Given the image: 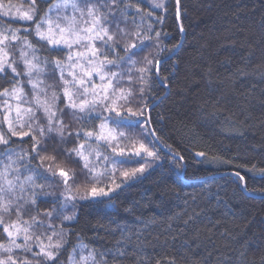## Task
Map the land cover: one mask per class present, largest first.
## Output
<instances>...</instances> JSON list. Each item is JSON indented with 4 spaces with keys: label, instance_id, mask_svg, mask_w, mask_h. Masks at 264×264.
<instances>
[{
    "label": "snow or ice",
    "instance_id": "6c2138e0",
    "mask_svg": "<svg viewBox=\"0 0 264 264\" xmlns=\"http://www.w3.org/2000/svg\"><path fill=\"white\" fill-rule=\"evenodd\" d=\"M173 2L179 17L180 0ZM149 7L152 10L146 12L129 0H28L26 9L21 5L13 11L12 4L5 7L0 2V17H11L12 23L22 25L0 24V80L7 83L0 87L4 99L0 105V264H124L129 257L132 264H179L174 255H148L150 242L145 232L155 220L144 222L135 233L122 231L115 252L89 247L73 227L79 223V205L112 201L117 190L142 176L153 163L162 162L160 151L165 159L171 157L179 175L187 177L184 156L165 144L152 126V112L161 100L155 90L164 88V96L171 91L169 77L179 67L180 60L174 58L181 55L183 36L170 47L162 43L172 38L163 30L166 0H151ZM157 11L159 16L154 15ZM177 27L184 32L183 24ZM150 48L155 50L146 51ZM162 64L168 76L161 75ZM236 73L247 75L239 68ZM43 76L53 77V82ZM61 97L63 108L59 107ZM220 99L223 97L216 103ZM26 104L29 106L22 107ZM212 107L215 116L217 110ZM65 109L81 121L78 128L65 122ZM156 120L163 124L159 113ZM14 138L28 147L18 151ZM72 138L76 143L67 147ZM194 156L211 159L204 152ZM69 162L78 164L79 171ZM130 163L139 167H122ZM240 167L253 174L251 179L264 180V169ZM232 175L242 190H249L240 171ZM78 176L83 179L78 181ZM57 184L62 188L59 195L50 191ZM42 198L51 199L52 206L40 209ZM216 199L219 203L218 193ZM29 206L35 213L25 219ZM69 206L72 213L65 215ZM125 211L131 213L132 209ZM180 215L184 213L176 214ZM199 215L188 214L183 223L187 226ZM175 218H168L169 228ZM53 220L59 223L53 224ZM222 235L231 233L225 229ZM155 239L168 244L167 237Z\"/></svg>",
    "mask_w": 264,
    "mask_h": 264
},
{
    "label": "trees",
    "instance_id": "16d2710c",
    "mask_svg": "<svg viewBox=\"0 0 264 264\" xmlns=\"http://www.w3.org/2000/svg\"><path fill=\"white\" fill-rule=\"evenodd\" d=\"M0 2L5 7L12 4L13 11L15 7L22 5L26 9L28 6V0ZM129 3H139L146 12L152 10L149 7L151 0L147 3L129 0ZM166 6L168 13L163 30L172 38L162 43L170 47L183 36V49L181 55L174 58L180 60V64L175 75L169 77L171 91L164 96V88L155 90L161 100L152 112V126L157 128V135L165 144L184 156L188 165L187 177L179 175L171 157L165 159L164 151H160L162 162L153 163L142 176L117 190L112 201L79 205V223L73 227L89 247L115 252L122 231L135 233L144 227V222L155 220L156 223L145 232L150 242L146 249L148 255H174L179 264H191V261L199 264H264V192L260 191L264 189V180L251 179L253 174L240 167L255 165L257 170L264 169V0H180L179 17L175 15L173 0H166ZM154 15L159 16L160 12ZM11 20V17H0V24L22 26ZM179 24H183V33L178 30ZM238 68L247 75L239 76ZM161 75H169L163 64ZM42 78L48 83L54 79L51 76ZM6 86V81L0 80V87ZM25 91L31 100L32 93L27 86ZM220 97L223 99L216 103ZM3 103L4 99L0 98V105ZM213 105L217 110L215 116L211 115ZM59 107L63 108V97ZM157 113L163 117V124L157 123ZM63 118L73 129L80 126L81 121L74 120L67 109ZM25 119L22 113L21 122ZM14 141L18 151L28 147L26 143L19 144L18 138ZM75 143L72 138L67 147ZM144 143H149L147 138ZM197 152H204L211 159L195 157ZM69 166L79 171L78 164L69 162ZM122 167L135 168L139 164ZM234 171H240L245 177L248 191L242 190L236 182L232 175ZM77 179L80 181L83 177ZM50 191L59 195L62 188L57 184ZM217 193L221 198L219 203ZM38 205L43 210L50 208L52 201L42 198ZM126 208H131L132 212H126ZM29 213H35L31 206L25 219ZM71 213L69 206L64 214ZM177 213L184 215L176 216ZM194 213L200 215L186 226L183 221L188 214ZM169 217H176L170 228ZM225 229L231 235H222ZM172 236H176L175 241L171 240ZM156 237L160 240L167 237L168 244H159ZM132 239L135 240V236ZM71 243H77L75 235L71 237ZM119 246L123 247V243ZM131 247L129 245V251ZM65 259L61 257V261ZM108 259L111 260V255ZM124 264H132V258Z\"/></svg>",
    "mask_w": 264,
    "mask_h": 264
}]
</instances>
